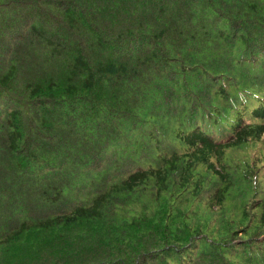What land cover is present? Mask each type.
Instances as JSON below:
<instances>
[{"label":"trees","instance_id":"obj_1","mask_svg":"<svg viewBox=\"0 0 264 264\" xmlns=\"http://www.w3.org/2000/svg\"><path fill=\"white\" fill-rule=\"evenodd\" d=\"M263 142L264 0H0V264H264Z\"/></svg>","mask_w":264,"mask_h":264},{"label":"rangeland","instance_id":"obj_2","mask_svg":"<svg viewBox=\"0 0 264 264\" xmlns=\"http://www.w3.org/2000/svg\"><path fill=\"white\" fill-rule=\"evenodd\" d=\"M262 144H264V142H263ZM249 164H250V165H253V164H254V165H255V164H258V165H259V162H258V161H254V160L251 159V160H249ZM260 173H261V175H264V169H262ZM260 186H261V185H260ZM261 187H262V186H261Z\"/></svg>","mask_w":264,"mask_h":264}]
</instances>
